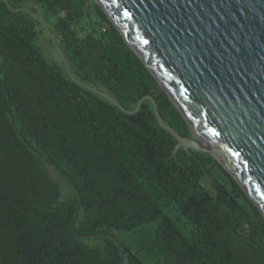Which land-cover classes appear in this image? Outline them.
Instances as JSON below:
<instances>
[{
  "label": "trees",
  "instance_id": "1",
  "mask_svg": "<svg viewBox=\"0 0 264 264\" xmlns=\"http://www.w3.org/2000/svg\"><path fill=\"white\" fill-rule=\"evenodd\" d=\"M46 27L75 78L129 111L152 96L192 136L94 0H0V264H144L114 232L154 220L153 264H264V216L223 166L175 158L150 101L126 114L60 74L38 44Z\"/></svg>",
  "mask_w": 264,
  "mask_h": 264
},
{
  "label": "water",
  "instance_id": "2",
  "mask_svg": "<svg viewBox=\"0 0 264 264\" xmlns=\"http://www.w3.org/2000/svg\"><path fill=\"white\" fill-rule=\"evenodd\" d=\"M94 1L158 80L192 136L167 125L152 96L129 111L107 89L78 80L62 53L64 66L54 62L58 72L126 114L150 101L159 125L177 141L173 156L183 149L214 158L264 216V0Z\"/></svg>",
  "mask_w": 264,
  "mask_h": 264
},
{
  "label": "rangeland",
  "instance_id": "3",
  "mask_svg": "<svg viewBox=\"0 0 264 264\" xmlns=\"http://www.w3.org/2000/svg\"><path fill=\"white\" fill-rule=\"evenodd\" d=\"M39 15L40 14H38L37 16ZM94 17L95 16H92V18ZM85 20H87V18ZM39 29L40 27H38V30ZM47 33L48 34L43 32L39 33L38 44L47 59L53 62H59L61 64L62 54L60 52L59 46L57 45L58 43L56 41L53 42V40L50 39V37L48 36L50 35L49 31ZM49 170L56 179L61 180V176H59L60 174L58 172L57 174L55 172L56 170L53 167L49 166ZM62 183L64 184L65 182L62 181ZM62 183L61 188L64 190ZM65 188V192L67 195L68 189L67 187ZM157 222V220L151 221L135 231L130 232L124 230H117L114 233L119 242L125 245L126 247H129L144 264H153L159 258L160 255L153 242L154 229L157 226Z\"/></svg>",
  "mask_w": 264,
  "mask_h": 264
}]
</instances>
